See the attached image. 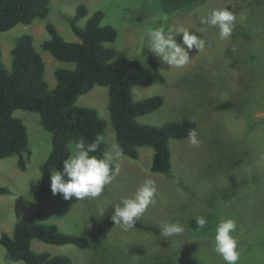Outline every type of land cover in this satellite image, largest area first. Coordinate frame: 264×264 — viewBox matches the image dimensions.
<instances>
[{
  "label": "rangeland",
  "instance_id": "1",
  "mask_svg": "<svg viewBox=\"0 0 264 264\" xmlns=\"http://www.w3.org/2000/svg\"><path fill=\"white\" fill-rule=\"evenodd\" d=\"M80 6L86 8V15L77 22L79 27L101 11L102 24L117 30L115 43L107 44L116 57L138 60L144 69L152 59L159 63L165 83L136 84L132 97L139 101L161 96L164 103L157 112L137 121L161 126L189 118L197 124L200 144L193 147L187 139L170 142L169 176L151 173L154 152L145 147L139 149L137 161L122 155L113 162V166L120 164V172L96 198L64 200L62 194L40 198L38 190L51 150V135L42 128L37 114L16 111L13 116L27 129L29 154L23 155L24 171L19 169L17 156L0 160V186L10 191L9 195H0V236L11 234L19 218L29 217L41 208L48 213L42 222L88 239L91 248L81 250L34 241L32 250L67 256L72 264H155L157 258L166 256L175 258L173 264H225L214 251L215 228L205 233L190 224V219H208L217 211L219 222H236L232 235L238 241L237 264H264V0H201L192 9L173 15L159 11L157 0H51L44 20L0 33L5 67L10 69L9 52L15 40L31 35L46 66L45 80L49 88H54V71L74 66L60 63L41 50V44L49 38L45 25H54L65 41L78 42L70 20ZM223 8L236 16L232 35L224 40L217 28L200 23L212 9ZM149 27L188 28L190 34L206 41V47L202 52L189 50L190 62L182 68H171L148 50ZM181 37L182 34L176 37L177 43L182 44ZM225 102L237 105L236 109L216 110ZM76 105L95 109L106 122L107 150L117 145L110 124L107 88L95 86ZM146 179L155 182L156 203L136 221L156 227L157 234L134 227L125 231L112 221L118 200L133 197ZM226 193L228 198H224ZM165 220L179 221L185 231L168 238L161 236L160 224ZM0 264L19 262L8 261L0 246Z\"/></svg>",
  "mask_w": 264,
  "mask_h": 264
},
{
  "label": "trees",
  "instance_id": "2",
  "mask_svg": "<svg viewBox=\"0 0 264 264\" xmlns=\"http://www.w3.org/2000/svg\"><path fill=\"white\" fill-rule=\"evenodd\" d=\"M201 0H157V8L163 14L173 15L192 9ZM51 0H0V33H7L17 26H29L36 20H44L49 12ZM86 15V8H77L76 16L70 20V28L78 42L65 41L54 25L47 23L49 36L41 44V50L54 60L71 64L73 69H56L53 73L54 88L45 80L46 66L33 46V37L24 34L15 40L9 54L10 69L5 67L0 48V160L19 157V169L24 171V154H29L27 129L13 114L22 110L39 116L40 125L51 135V150L43 165L40 198L52 196L50 176L52 171H62L63 162L71 154L69 144L78 138L91 143L101 138L99 149L90 155L101 156L107 150L105 143L106 122L97 111L76 105L79 98L88 94L95 86L108 90V111L116 144L123 156L132 161L139 159V149L150 148L154 154L150 171L153 174L169 176L172 170L170 142L185 140L190 129L197 131L195 121L182 118L161 126L143 125L137 119L157 112L163 105L161 96L134 101V85L164 84L165 78L159 70V63L152 59L146 69L138 60L116 57L107 44L117 40V30L103 25L104 14L97 11L91 15L84 27L77 22ZM237 106V105H236ZM231 102H225L216 110L236 109ZM114 167V166H113ZM10 191L0 186V195ZM228 198V194L224 195ZM213 211L200 228L196 218L190 219L193 229L213 232L219 223L220 214ZM48 213L38 208L29 217H22L15 223L11 234L2 233L0 246L10 262L23 264H72L67 256H53L32 250L34 241L51 245H71L81 250L91 248L88 239L66 234L56 225L42 222ZM99 231V228L95 226ZM134 228L157 234L156 227L135 221ZM175 258H157L155 264H173Z\"/></svg>",
  "mask_w": 264,
  "mask_h": 264
},
{
  "label": "clouds",
  "instance_id": "3",
  "mask_svg": "<svg viewBox=\"0 0 264 264\" xmlns=\"http://www.w3.org/2000/svg\"><path fill=\"white\" fill-rule=\"evenodd\" d=\"M235 14L228 10L212 9L200 23L219 30L220 39H228L235 28ZM190 29L185 27L151 28L146 30L148 50L159 60L171 68H182L190 62L189 50L195 48L202 52L206 47V41L190 34ZM182 34V44L177 43L176 37ZM183 45V46H182ZM186 46V48L184 47ZM189 144L198 147L200 141L195 129H190L186 137ZM101 138L87 143L84 138H78L69 144L70 155L63 162L62 171H52L50 176V188L53 195L62 194L64 200L73 197L79 201L85 198L98 197L106 185L113 182L120 172L118 161L123 155L118 145H113L111 150L104 151L101 156L90 155L99 149ZM114 153V154H113ZM157 188L155 182L146 179L139 185L136 193L131 198H120L114 207L112 221L127 231L134 227L135 221L156 203ZM196 224L203 228L207 224L205 217L196 218ZM233 219H222L215 228L213 238L214 251L219 254L225 264H237L239 251L238 241L232 233L236 229ZM161 236L168 238L182 234L185 227L179 222L162 221L160 224ZM23 264V262H19Z\"/></svg>",
  "mask_w": 264,
  "mask_h": 264
}]
</instances>
